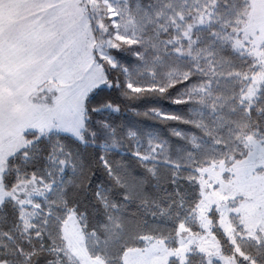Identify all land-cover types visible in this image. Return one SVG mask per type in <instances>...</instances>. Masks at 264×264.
<instances>
[{
    "label": "snow or ice",
    "instance_id": "6c2138e0",
    "mask_svg": "<svg viewBox=\"0 0 264 264\" xmlns=\"http://www.w3.org/2000/svg\"><path fill=\"white\" fill-rule=\"evenodd\" d=\"M0 264H264V0H0Z\"/></svg>",
    "mask_w": 264,
    "mask_h": 264
},
{
    "label": "trees",
    "instance_id": "16d2710c",
    "mask_svg": "<svg viewBox=\"0 0 264 264\" xmlns=\"http://www.w3.org/2000/svg\"><path fill=\"white\" fill-rule=\"evenodd\" d=\"M120 119L123 120V121H128L130 123H140V122H143L145 124H152L151 121H144L142 117L135 116L131 111H125L123 113V115L120 117Z\"/></svg>",
    "mask_w": 264,
    "mask_h": 264
}]
</instances>
